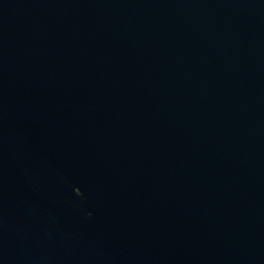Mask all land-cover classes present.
<instances>
[{
  "label": "water",
  "instance_id": "obj_1",
  "mask_svg": "<svg viewBox=\"0 0 264 264\" xmlns=\"http://www.w3.org/2000/svg\"><path fill=\"white\" fill-rule=\"evenodd\" d=\"M0 264H264V0H0Z\"/></svg>",
  "mask_w": 264,
  "mask_h": 264
}]
</instances>
